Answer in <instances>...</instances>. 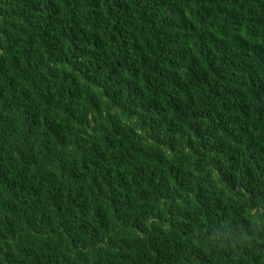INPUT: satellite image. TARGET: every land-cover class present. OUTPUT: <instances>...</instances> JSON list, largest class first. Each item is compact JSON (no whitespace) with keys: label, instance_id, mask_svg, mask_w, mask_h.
Segmentation results:
<instances>
[{"label":"trees","instance_id":"16d2710c","mask_svg":"<svg viewBox=\"0 0 264 264\" xmlns=\"http://www.w3.org/2000/svg\"><path fill=\"white\" fill-rule=\"evenodd\" d=\"M0 264H264V0H0Z\"/></svg>","mask_w":264,"mask_h":264}]
</instances>
